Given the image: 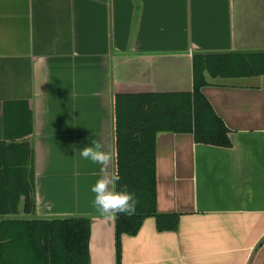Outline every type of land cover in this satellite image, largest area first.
Returning <instances> with one entry per match:
<instances>
[{
  "label": "crops",
  "instance_id": "1",
  "mask_svg": "<svg viewBox=\"0 0 264 264\" xmlns=\"http://www.w3.org/2000/svg\"><path fill=\"white\" fill-rule=\"evenodd\" d=\"M248 51H264V0H0V138L5 103L23 102L34 215L90 217L89 263L116 264V219L93 205L100 166L80 149L115 153V95L189 92L194 53ZM205 77L231 145L157 133V211L178 224L145 218L120 264H264V74Z\"/></svg>",
  "mask_w": 264,
  "mask_h": 264
},
{
  "label": "trees",
  "instance_id": "2",
  "mask_svg": "<svg viewBox=\"0 0 264 264\" xmlns=\"http://www.w3.org/2000/svg\"><path fill=\"white\" fill-rule=\"evenodd\" d=\"M193 87L189 92L117 94L114 97L115 171L117 191L134 193V214L115 223L117 263L121 236L135 235L145 218L154 216L159 231L175 230L176 213L157 211L156 135L160 131L192 133L195 142L229 147L230 130L214 112L201 88L212 77L264 74V51L196 52L192 56ZM4 105L0 138V264H90V217L34 215L32 150L23 139L31 131L18 108ZM30 115V117H29ZM21 212V214H19Z\"/></svg>",
  "mask_w": 264,
  "mask_h": 264
},
{
  "label": "clouds",
  "instance_id": "3",
  "mask_svg": "<svg viewBox=\"0 0 264 264\" xmlns=\"http://www.w3.org/2000/svg\"><path fill=\"white\" fill-rule=\"evenodd\" d=\"M114 155V151L104 150L103 145L95 140L79 151L81 158L100 166L101 176L91 187V192L95 194L93 205L102 216L110 220L121 214H134L138 204L134 193L116 190L120 176L117 171L109 172Z\"/></svg>",
  "mask_w": 264,
  "mask_h": 264
},
{
  "label": "water",
  "instance_id": "4",
  "mask_svg": "<svg viewBox=\"0 0 264 264\" xmlns=\"http://www.w3.org/2000/svg\"><path fill=\"white\" fill-rule=\"evenodd\" d=\"M264 241V237L261 239V241L257 244L256 248Z\"/></svg>",
  "mask_w": 264,
  "mask_h": 264
}]
</instances>
